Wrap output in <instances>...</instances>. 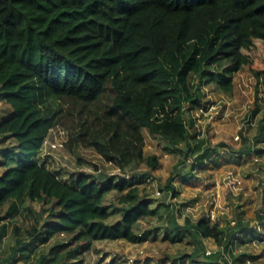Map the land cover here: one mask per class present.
<instances>
[{
    "label": "trees",
    "instance_id": "16d2710c",
    "mask_svg": "<svg viewBox=\"0 0 264 264\" xmlns=\"http://www.w3.org/2000/svg\"><path fill=\"white\" fill-rule=\"evenodd\" d=\"M210 33L218 40L203 57L193 97L184 99L188 110L200 102L203 84L231 96L237 72L264 73V0H0V102L10 108L0 121V137L12 140L0 149V212L7 207L6 214H15L29 200L50 203L53 216L39 229H26L29 242L15 227L16 247L0 264H15L38 239L48 243L60 235L68 248L62 264L74 258L81 264L97 241L140 240L134 226L153 212L138 199V189L127 181L112 183L97 165L94 173L79 172L67 183L44 164L43 143L50 129H63L64 150H92L124 171L143 161V129L173 147L187 139L186 132L159 127L154 115L165 111L175 89L172 73L209 46ZM118 68L133 91L114 77ZM256 138L264 139V127ZM149 165L156 166L155 157ZM170 182L166 188L174 192ZM127 187L119 200L123 213L108 222L105 195ZM189 225L186 218L171 240L193 229L200 246L209 238L221 246L190 255L192 264L228 261L223 253L249 233L242 228L226 235L204 220ZM6 229L0 225V239Z\"/></svg>",
    "mask_w": 264,
    "mask_h": 264
},
{
    "label": "rangeland",
    "instance_id": "374dc122",
    "mask_svg": "<svg viewBox=\"0 0 264 264\" xmlns=\"http://www.w3.org/2000/svg\"><path fill=\"white\" fill-rule=\"evenodd\" d=\"M208 39V47L184 58L177 72L172 73L170 79L175 89L164 104L165 111L154 115L159 127L186 132L187 139L182 137L173 147L156 141L147 129H143V161L124 171L82 147L73 151L65 148L51 156L41 152L40 157L48 169L67 183L71 184L72 176L76 177L79 172L94 173L93 165L113 177L112 183L130 182L131 187L138 189V199L147 201L153 212L135 224L134 230L140 238L137 243L94 242L81 264H192L187 257L197 251L213 253L221 249L212 238L205 239L200 246L193 229L182 231L179 238L172 241L176 227L186 225V218L191 225L199 220L210 225L216 223L226 235L246 228L249 233L236 238L225 254L233 264H264V223L261 222L264 218V139L256 141L264 127V73L259 80L246 69L237 72L231 96L214 91L210 84H203L200 102L188 110L184 99L193 97L203 57L218 40L216 33L208 34ZM114 77L122 88L130 89L120 68ZM180 77L184 80L175 87ZM9 110L7 104L0 102V121ZM57 136V129H50L49 140ZM246 138L256 146L251 152L241 154L242 149L251 145H247ZM11 142L10 138L0 137V149ZM153 157L156 160L154 168L149 165ZM78 161H81L80 166ZM169 179L174 192L166 188ZM129 189L113 188L105 195L103 206L110 213L108 222L115 221L123 213L124 206L119 200ZM157 191L161 194L157 195ZM50 206V203L26 200L15 214H6L7 207L1 210L0 225H6L7 229L0 239V259H6L16 247L13 229L17 227L21 239L29 242L30 234L26 229L33 231L35 226L39 229L51 219ZM66 239L62 235L48 243L38 239L15 264H62L68 248L61 244ZM65 264L79 263L74 258Z\"/></svg>",
    "mask_w": 264,
    "mask_h": 264
},
{
    "label": "built area",
    "instance_id": "2783aa9c",
    "mask_svg": "<svg viewBox=\"0 0 264 264\" xmlns=\"http://www.w3.org/2000/svg\"><path fill=\"white\" fill-rule=\"evenodd\" d=\"M259 78V80H262L263 78L260 76V77H258ZM262 85V84H261ZM260 91H261V88H260ZM263 96H264V89H263ZM57 131H58V136L57 137H55V138H53V139H51V140H49V138L47 137L46 139H45V141H44V143H43V146H42V149H41V152L42 151H44L45 153H46V155H48V156H51V155H53V153H57V152H60L61 150H63L64 149V145H65V142H66V140H67V133H66V131L65 130H63V129H57ZM235 139L236 140H238L239 139V136H236L235 137ZM246 141H247V145H250L251 147H253L254 146V148H255V144L254 143H252V142H250L249 140H248V138H246ZM253 148V149H254ZM252 151V150H251ZM40 152V153H41ZM42 156V155H41ZM43 158V157H42ZM156 194L157 195H160L161 194V192L160 191H157L156 192ZM211 218H214V215L212 214L211 215ZM263 223H264V218H263ZM212 252L211 251H207V254H211ZM223 254H225V253H223ZM225 258L228 260V256H227V254H225ZM220 262H222L223 264H233V263H231V261H220Z\"/></svg>",
    "mask_w": 264,
    "mask_h": 264
},
{
    "label": "crops",
    "instance_id": "0c3cea01",
    "mask_svg": "<svg viewBox=\"0 0 264 264\" xmlns=\"http://www.w3.org/2000/svg\"><path fill=\"white\" fill-rule=\"evenodd\" d=\"M204 241V240H203Z\"/></svg>",
    "mask_w": 264,
    "mask_h": 264
}]
</instances>
